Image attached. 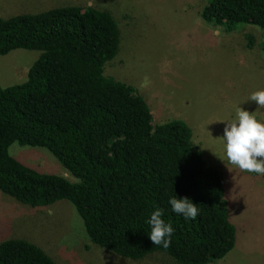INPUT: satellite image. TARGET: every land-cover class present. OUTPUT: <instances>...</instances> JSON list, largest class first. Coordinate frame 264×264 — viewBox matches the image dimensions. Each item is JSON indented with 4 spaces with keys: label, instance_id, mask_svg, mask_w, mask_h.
Masks as SVG:
<instances>
[{
    "label": "trees",
    "instance_id": "16d2710c",
    "mask_svg": "<svg viewBox=\"0 0 264 264\" xmlns=\"http://www.w3.org/2000/svg\"><path fill=\"white\" fill-rule=\"evenodd\" d=\"M200 18L228 34L239 25L259 29L264 54V0H207ZM119 34L110 13L90 6L0 17V56L41 52L23 83L0 87V193L31 208L69 202L89 241L123 259L164 253L177 264L220 261L236 243L224 175L206 165L186 123L153 125L136 90L105 77ZM14 143L46 149L77 182L24 166L8 152ZM175 195L197 204L195 220L171 211ZM155 207L175 229L168 249L147 237ZM0 264L57 263L15 239L0 243Z\"/></svg>",
    "mask_w": 264,
    "mask_h": 264
},
{
    "label": "rangeland",
    "instance_id": "374dc122",
    "mask_svg": "<svg viewBox=\"0 0 264 264\" xmlns=\"http://www.w3.org/2000/svg\"><path fill=\"white\" fill-rule=\"evenodd\" d=\"M206 2L0 0V17L66 6L110 13L119 29V49L105 64V77L132 86L148 105L153 125L186 123L206 165L224 175L236 243L224 259L212 264H264V176L228 164L221 139L238 107L264 121V108L249 100L253 92L264 89L262 32L239 25L228 34L204 23L200 12ZM248 36L253 40L251 49ZM40 54L15 50L0 56V87L23 83ZM8 152L30 169L77 182L46 149L14 143ZM15 239L38 246L57 264H177L164 253L130 261L93 245L67 201L31 208L0 193V243Z\"/></svg>",
    "mask_w": 264,
    "mask_h": 264
},
{
    "label": "clouds",
    "instance_id": "9594fccd",
    "mask_svg": "<svg viewBox=\"0 0 264 264\" xmlns=\"http://www.w3.org/2000/svg\"><path fill=\"white\" fill-rule=\"evenodd\" d=\"M249 100L259 108H264V89L253 92ZM221 139L228 164L241 172L264 176V121L258 120L253 112L238 107L236 119L227 121ZM168 203L171 211L186 221L195 220L199 214L197 204L189 198H177L175 195ZM163 216L164 209L155 207L147 221L150 227L147 237L153 245L168 249L175 229Z\"/></svg>",
    "mask_w": 264,
    "mask_h": 264
},
{
    "label": "crops",
    "instance_id": "0c3cea01",
    "mask_svg": "<svg viewBox=\"0 0 264 264\" xmlns=\"http://www.w3.org/2000/svg\"><path fill=\"white\" fill-rule=\"evenodd\" d=\"M65 177V176H64Z\"/></svg>",
    "mask_w": 264,
    "mask_h": 264
}]
</instances>
